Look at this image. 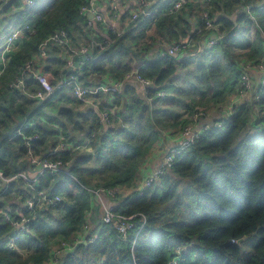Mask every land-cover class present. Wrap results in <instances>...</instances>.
I'll return each instance as SVG.
<instances>
[{
    "label": "trees",
    "instance_id": "obj_1",
    "mask_svg": "<svg viewBox=\"0 0 264 264\" xmlns=\"http://www.w3.org/2000/svg\"><path fill=\"white\" fill-rule=\"evenodd\" d=\"M85 1L34 0L30 8L16 7L10 17L27 31L23 28L22 43L9 54L0 75V171L7 178L21 171L19 161L28 149L39 158L59 160L64 167L37 175L33 191L21 179L4 187L0 180V209L10 215L20 208L30 218L26 208L11 202L12 196L21 203L26 198L36 200L39 191L59 198L31 219L29 232L15 241V249L4 247L2 240L13 227L0 214V264H42L53 247L80 230L90 210L95 217L89 234L96 232L97 238L79 243L62 257V264H93L103 257L102 264H264V82L257 84L252 102L234 105L219 125L201 131L141 193L116 197L112 210L131 217L125 240L115 224L102 222L100 205L92 204L93 190L133 183L140 161L159 142L161 129L182 130L195 110L205 111L203 106L221 102L237 90V63L244 57L245 63L256 65L263 56L262 37L253 28L257 26L264 36V0H210L204 9L210 18L218 14L214 23L222 39L194 60L170 55L146 59L142 48L131 47L154 20L171 44L188 36L203 37L190 33V25L179 14L189 4L177 13H164L172 0H159L155 12L134 21L141 28L136 35L133 30L121 35L108 30L106 42L88 47L91 58L64 74L66 50L46 46V55L37 64L40 72L51 74L53 84L69 74L84 87L92 85L91 76L108 74L121 80L132 68L125 59L143 62L136 74L151 82L146 99L132 88L127 89L126 99L112 93L113 106L119 110L115 119L109 116L112 120L106 126L99 114L109 108L75 109V98H64L62 88L38 101L31 97L39 89L38 81L31 73L22 74L25 63L37 56L41 43L54 32L65 31L71 39L79 33L78 9ZM235 11L239 14L232 20ZM252 30L255 36L249 42ZM239 40H247L242 57L234 52ZM139 43L145 49L149 46ZM20 74L27 93L14 86ZM25 120L34 124L23 128ZM53 123L55 133L48 127ZM30 136L36 138L27 144ZM58 141L88 150L51 152Z\"/></svg>",
    "mask_w": 264,
    "mask_h": 264
},
{
    "label": "built area",
    "instance_id": "obj_2",
    "mask_svg": "<svg viewBox=\"0 0 264 264\" xmlns=\"http://www.w3.org/2000/svg\"><path fill=\"white\" fill-rule=\"evenodd\" d=\"M98 1L100 0H86L85 3L82 4L78 9L79 15L81 16L91 15L94 21L96 22L102 21L101 14L96 10V5ZM209 1L210 0H172L171 5L164 10L166 11L164 13L167 15L174 14L180 11L183 7L187 6V4L200 2L199 3L200 10L203 9V11L201 10L199 16L201 24L197 25V27L193 31V34L202 35L205 38V45L202 51L211 48L222 39V34L219 31L218 25L214 23L212 17L210 18L208 12L204 9V7L207 6ZM6 2L7 0H0V6H2ZM135 2H136V9L133 10L132 13L130 14V20L133 22L136 21L139 17L143 18L151 14L149 8L151 0H135ZM33 5H34V0L22 1L23 9H25V7L30 8ZM261 8H264V3L261 4ZM110 9L115 10L116 6L111 4ZM23 28L24 27L16 23L12 25L9 28V30H7V32L0 34V75L3 73L6 67L9 54L15 51L16 49H18L22 43L21 39H22ZM116 35L119 34L116 33ZM262 40H263V48H264V36L262 37ZM51 44H55L60 48L66 50L68 56L66 58L65 67H69L70 68L69 71L75 69L73 68V58L75 56L90 54V51H88V49L86 48L77 49L73 47L71 45L70 37L65 31L61 30L54 32L51 36H49L41 43L37 56L34 57L31 61L29 60L27 63H25L23 67L22 74L26 72L31 73L32 76L35 77L39 83V89L34 91L31 97L37 99L38 101H44L55 89L68 88L71 90V93L77 100H79L82 103L89 104L90 107L95 108L96 106L89 98V91L82 86V84L78 81L76 75L69 74L68 76L59 79L55 84H53L52 81L49 79L48 74L40 72L41 68L38 66L37 61L45 57L46 55L45 47ZM189 46L190 44L183 40L180 41V43L170 44L169 46L166 47V49H163L158 53V57H164L165 55L179 56ZM252 66L260 71L258 84H262L264 82V51H263V56L258 64L253 65V64L245 63V65L241 68V73L239 76V83L237 88V94L239 96L245 95L246 92L251 87L247 70L249 67ZM35 67L37 69H34ZM131 75H133L143 85L148 84L146 80L140 78L137 74H129L125 78ZM42 81L47 82L48 84L47 88H45L44 85L41 83ZM120 83L121 80L114 81L110 86L107 87L106 92L115 93L118 87L120 86ZM14 86L19 88L22 91V93H27L26 85L24 83V79L21 74L19 77L15 79ZM159 94L162 95V93ZM108 113L106 111L101 112L99 114L101 120L109 122L112 119H115V113L113 109L110 110ZM204 114L205 111L200 108L192 113L190 119H192L193 121L197 118L202 117ZM109 116L110 118H112L111 120H109ZM33 124H34L33 121L28 122L25 120L22 123L21 127L23 128L30 127ZM219 124L220 123L216 125ZM200 133L201 131H193L191 123L185 125L183 129L180 131L179 144L170 148L167 151L161 163L158 165L157 169L144 180V182L140 187L134 188L132 189V191H138L139 193H141L144 189L150 186L152 182L157 180L158 175L161 173V171H163V169H166L171 165L175 155L184 151L191 143H193L194 139L197 138ZM17 134H19V131H17ZM35 138L36 136L27 137V144L29 141ZM68 149H70V151L72 150L86 151L84 145H79L75 147L71 146L70 148L63 141H58L55 144L53 151L51 152L65 151ZM23 161L26 164H30L36 167L38 169L39 174L46 170L51 173H55L64 167L61 161L59 160L48 161L39 158L33 155L30 149H28L27 155L25 156ZM13 179H21L25 183V185L29 187L31 191L34 190L35 179L29 178L24 171L21 170L14 176L8 178L4 177L2 171H0V180L3 183V187ZM124 188L125 187L123 186H116L110 189L98 188L92 191L93 194L92 204L93 205L100 204L102 207V216H101L102 222L115 224V228L122 240H125V237L127 235V230L131 227V223L129 222L131 217H127V216L125 217L123 215L114 212L112 210V207H105L102 201L104 197H109L115 201L116 197H118L122 193ZM17 198L19 199V204L22 207L26 208L27 211L29 212L30 218L25 217L20 208L16 209L14 215H10L0 209V214L3 216L4 221L6 223H9L13 227V231L9 235L5 236L2 240V242L4 243V247L9 249H15L16 247L15 241L18 239H23L25 234L29 232L28 223L31 221L32 218L35 217L34 214L36 211L40 209H45L46 207H53L54 203L59 200L58 197H54V199L48 198L47 195L44 193V191H39L37 193L36 200L26 198L23 201V203H21L20 198L19 197ZM91 213L92 212L90 210L85 214L84 223L76 234L71 235L67 240L61 241L57 246L52 248L47 260L44 261L42 264H59L62 257L72 252L79 243L84 241L86 242V240L92 242L97 238L96 232L89 234V232L92 230V227L89 223V216L91 215ZM103 260L104 257L99 262L93 264H102ZM86 264H90V263H86Z\"/></svg>",
    "mask_w": 264,
    "mask_h": 264
},
{
    "label": "crops",
    "instance_id": "obj_3",
    "mask_svg": "<svg viewBox=\"0 0 264 264\" xmlns=\"http://www.w3.org/2000/svg\"><path fill=\"white\" fill-rule=\"evenodd\" d=\"M22 1L23 0H13V2L10 4V11L4 12L1 11L0 6V34L7 32L9 28L16 24V22L10 18L17 9L16 7L22 8ZM159 0H151V3L149 5L150 11L155 12L156 10V2ZM200 3V2H199ZM199 3H190L187 8L180 11V15L184 18V20L190 25V33H193L194 29L199 24V10L200 6ZM113 4L116 6L115 10L110 9V5ZM199 7H198V6ZM136 9V2L135 0H100L98 1L96 5V10L101 14L102 21H94L92 19L91 15L81 16V20H79L77 23L79 24V33L72 34L71 44L79 49V48H86L91 47L93 45L101 46L102 42H106L108 40V30H111L115 33H122L126 34L129 30H133V35L138 34L141 31L140 27H137V23L130 20V14L133 10ZM239 14L238 11H235L233 15L230 17L232 19L233 16H237ZM83 17V18H82ZM218 17V14H215L212 16L213 21H216ZM235 19V18H234ZM232 19V20H234ZM156 21L150 22L144 29V36L139 39V42H147L149 44L148 48H142L141 54L146 59H154L156 55L163 49H166L167 46H169L172 42L169 41L168 37L163 31H160L156 28L155 25ZM9 25V26H8ZM8 26V27H7ZM256 29V28H255ZM121 35V34H119ZM194 35V34H193ZM183 41L188 42L190 46L183 51L179 56H177V59H190L194 60L198 58L202 52L200 50H203L205 45V38L204 37H197L196 39L192 37H186L183 39ZM246 42V40H244ZM135 50L136 48L133 47ZM193 49H196L195 52H193ZM244 57L241 58V60L237 63L239 65L240 73L241 68L245 65ZM131 67L137 69L138 67L142 66L141 61H131ZM249 63V62H247ZM250 64V63H249ZM41 67V66H40ZM65 68V67H64ZM248 76L250 79L251 87L246 92L245 95L239 96L237 93L235 95V91L229 93L226 95L225 99L221 102L217 103H210L206 105L205 114L192 121V129L193 131H203L204 129H208L212 127L213 125L218 124L222 119H224L230 112L234 105L244 103V102H252L255 98V88L258 84L259 77H260V71L255 67H249L248 70ZM42 73H45L42 71ZM49 75V79L53 81V77L50 73H46ZM35 78V77H34ZM36 79V78H35ZM113 81H116L111 78L110 75L106 74L103 76H91L88 79V83L92 84L86 88L89 91V98L93 102V104L96 106L95 108L90 107L89 104L82 103L79 100H77L73 94L71 93V90L68 88H64L63 91L60 93L64 98L66 97H72L75 98V103L79 105V108L74 107L78 110H84L87 108H93L98 111V108L100 107H107L109 110H114L115 113L118 112L119 109L117 107L113 106V95L110 92H106V89L108 86H110ZM151 85V82H148L147 85H143L141 82H139L135 77L129 76L127 78L121 79L120 86L117 89V93L120 96H123L124 99H126L127 89L132 88L133 93H135L139 98L146 99L147 95V89L148 86ZM237 87V85H236ZM235 87V88H236ZM61 104H64V99ZM116 117V115H115ZM180 130L181 128H164L161 129V137L159 142L153 149L140 161L138 169L136 171V175L134 178V181L131 185L125 186L122 193L118 196V200L122 197L130 194L132 192V189L138 188L142 185L144 180L151 175L158 167V165L163 160L164 156L166 155L167 151L178 145L180 142ZM68 147L71 148L69 145ZM20 169L26 173V175L31 178L35 179L37 175H39L38 169L30 164H24V161H19ZM11 202L19 204V199L17 197H13ZM103 205L105 207H113L118 202L117 200H113L109 197L103 198ZM97 204V203H94ZM93 205V206H98ZM101 207V205H100ZM102 210V207H101ZM102 216V214H101ZM93 213L89 216V223L91 227H94L93 221L91 218H93Z\"/></svg>",
    "mask_w": 264,
    "mask_h": 264
},
{
    "label": "rangeland",
    "instance_id": "obj_4",
    "mask_svg": "<svg viewBox=\"0 0 264 264\" xmlns=\"http://www.w3.org/2000/svg\"><path fill=\"white\" fill-rule=\"evenodd\" d=\"M48 1H51V0H48ZM151 12V11H150ZM153 13V12H152ZM236 16H233L232 17V19H234ZM9 26V25H8ZM7 26V27H8ZM253 29H255V28H253ZM118 34H122V33H118ZM254 36H255V32H254V30H252L249 34H248V41L250 42V41H252L253 40V38H254ZM246 38V39H247ZM139 40V39H138ZM134 41V42H132V44H131V47L133 48V47H135L136 49H138V48H143L142 47V45L139 43V41ZM147 43V42H146ZM238 45L235 47V50H234V52H235V54H237V55H241L240 57H242L243 55H245L247 52H245V49H246V46H247V40H246V42L244 41V40H239L238 41V43H237ZM249 44V43H248ZM196 51V49H193V52H195ZM200 52H202V50H200ZM203 53V52H202ZM201 56V55H200ZM199 56V57H200ZM156 57L158 58V54L156 55ZM197 59V58H196ZM125 62L128 64V65H130L131 66V64H132V62L130 63V62H127V60L125 59ZM133 67V66H132ZM133 70V71H132ZM129 74H136V69L134 70V68H131V71L127 74V75H129ZM126 75V76H127ZM125 76V77H126ZM131 76H133V75H131ZM124 77V78H125ZM134 77V76H133ZM113 79V78H112ZM114 80H120V79H114ZM114 82V81H113ZM235 93V95H236V91L234 92ZM162 94H164L163 92H162ZM212 103H214V102H212ZM211 103V104H212ZM210 104V103H209ZM73 105V107H76V108H79V105H77V104H72ZM199 107H202V106H199ZM203 108H205L206 109V107H204L203 106ZM45 111H48L47 109H45ZM102 121V123H103V126L104 125H106V124H109L107 121H103V120H101ZM52 124V123H51ZM114 124V123H113ZM115 125V124H114ZM49 127V129L51 130V131H54V133H55V126H54V123H53V126H48ZM69 143V142H68ZM67 143V144H68ZM69 145H72V143H69ZM85 148H86V150H88V148L85 146ZM23 159V158H22ZM22 162H23V160H22ZM12 198H13V196H12ZM12 198H11V200H12ZM85 242V241H84ZM25 252H19L18 251V254L19 255H25L24 254Z\"/></svg>",
    "mask_w": 264,
    "mask_h": 264
},
{
    "label": "water",
    "instance_id": "obj_5",
    "mask_svg": "<svg viewBox=\"0 0 264 264\" xmlns=\"http://www.w3.org/2000/svg\"><path fill=\"white\" fill-rule=\"evenodd\" d=\"M12 2H13V0H7V2L1 6V9H3V8L7 7V6H9ZM255 28H256V29L258 30V32L260 33V36L263 37V34L261 33V30H260L257 26H256ZM24 30L27 31V27H24ZM90 58H91V57H90V54H83V55L75 56V57L73 58V68H77V67H78V64H79L80 62H82V61H86V60H88V59H90ZM69 70H70L69 67H65V69L63 70V74L66 73V72H68ZM151 87H152V86H151ZM104 126H106V125H104ZM42 212H43L42 209L36 211L35 214H34L35 217H39V216L41 215ZM244 239H245V237H242L241 239L238 240V242H241V241L244 240ZM59 264H62V261H60Z\"/></svg>",
    "mask_w": 264,
    "mask_h": 264
},
{
    "label": "clouds",
    "instance_id": "obj_6",
    "mask_svg": "<svg viewBox=\"0 0 264 264\" xmlns=\"http://www.w3.org/2000/svg\"><path fill=\"white\" fill-rule=\"evenodd\" d=\"M41 83L44 85V87H45V88H47V87H48V84H47V82H46V81H42Z\"/></svg>",
    "mask_w": 264,
    "mask_h": 264
}]
</instances>
